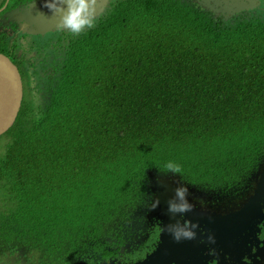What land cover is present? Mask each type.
I'll return each mask as SVG.
<instances>
[{"label": "trees", "instance_id": "16d2710c", "mask_svg": "<svg viewBox=\"0 0 264 264\" xmlns=\"http://www.w3.org/2000/svg\"><path fill=\"white\" fill-rule=\"evenodd\" d=\"M65 45L36 101L24 74L28 98L0 137V257L15 245L33 264L108 255L151 205L148 172L169 162L216 200L263 172L264 16L115 0Z\"/></svg>", "mask_w": 264, "mask_h": 264}, {"label": "flooded vegetation", "instance_id": "af4514ba", "mask_svg": "<svg viewBox=\"0 0 264 264\" xmlns=\"http://www.w3.org/2000/svg\"><path fill=\"white\" fill-rule=\"evenodd\" d=\"M33 1L36 0H0V53L7 56L17 67L23 94L24 74L32 80L33 92L39 94V88L46 87L48 82L46 72L51 71L52 61H61L62 53L66 50L65 44L70 42L72 35L66 28H58L43 34H33L28 29L24 30L21 9ZM114 1L112 0L106 9L112 6ZM170 1L183 3L194 13L207 15L213 22L264 16V3H261V0ZM226 2L233 3V10L237 2L254 7L228 14L225 11ZM43 95L44 92L40 97ZM252 175L248 180L246 194L239 192L236 197L226 195L219 197L218 200L204 194L192 198L191 204L194 208L190 217L181 215L178 219L182 224L189 222L197 225L193 229L194 238L189 239L194 262L185 261V264H264V188L258 184V178L263 176L264 172L255 175V178H252ZM258 188L260 192H256ZM232 197L239 198L230 204L228 198ZM148 198L150 200V197ZM245 202L251 205V212L243 211L242 205ZM150 209L151 205L147 208L146 214H141V208L135 212L136 215L134 214L126 229L122 230L120 238H114L113 245L108 247V255L92 254L77 264H134L143 260L161 242L160 221L149 216ZM222 215L227 216L228 221L227 228L226 224L220 226V228L224 226L223 233L214 227ZM214 240L219 241L218 244H215ZM13 248V254L0 259L3 264H33V260L27 262L30 253L24 256L21 247L19 249L15 245Z\"/></svg>", "mask_w": 264, "mask_h": 264}, {"label": "water", "instance_id": "95a60500", "mask_svg": "<svg viewBox=\"0 0 264 264\" xmlns=\"http://www.w3.org/2000/svg\"><path fill=\"white\" fill-rule=\"evenodd\" d=\"M111 1L112 0H97L95 5V17L101 15ZM47 2L48 0H36L21 9V17L24 21L22 28H24V30L28 29L29 32L33 34H43L45 32L54 31L58 28H63L62 15L66 14L67 5L63 4V0H60V3L63 4L64 12H55L50 11L45 6ZM235 4H237V6L233 10V3L226 2L225 11L229 14V12L232 11L236 12L254 7H249V5L245 3L237 2ZM22 99L23 87L20 73L11 60L4 54L0 53V136L5 134L14 124L20 110ZM261 169H264V161L259 165L256 172H264V170ZM148 177V188L152 194L149 216L160 221L161 231L159 236L161 242L158 247L151 251L143 260L134 264H185V261L194 262L189 243L190 240L182 239L177 241L167 231V226L178 225L179 214H181L170 212L169 202L175 200L176 189L178 187H186L188 189L186 199L189 203L193 197L203 193L196 191L193 187L183 183L180 178L173 173L161 175L150 170L148 172ZM252 178H255V176H252ZM258 184L262 189L264 188V175L258 178ZM258 191L260 192V188H258L256 192ZM155 201H159V203L153 208V203ZM242 206L243 211H252L249 202H245ZM190 211L184 212V215L187 218L191 215ZM223 216L225 215H222L214 224V227L222 231V233L224 226L221 228L220 226L226 224V228L228 227L227 216ZM209 234L210 232L208 235ZM214 242L215 244H218L219 241L214 240Z\"/></svg>", "mask_w": 264, "mask_h": 264}, {"label": "clouds", "instance_id": "9594fccd", "mask_svg": "<svg viewBox=\"0 0 264 264\" xmlns=\"http://www.w3.org/2000/svg\"><path fill=\"white\" fill-rule=\"evenodd\" d=\"M97 0H63V4L67 5L66 14L62 15V27L66 28L73 34H79L85 29L94 27L95 24V5ZM264 3V0H261ZM63 4L60 0H48L45 6L50 11L64 12ZM165 173L178 174L182 177V169L179 164L169 162L165 165ZM183 179V178H182ZM186 187H178L176 189L175 200L169 202V211L172 213H184L192 209V205L187 201ZM159 201L153 203V208L158 205ZM197 225L185 222L182 225L167 226V231L177 241L182 239H192L195 236L193 231ZM212 239V237H209Z\"/></svg>", "mask_w": 264, "mask_h": 264}, {"label": "rangeland", "instance_id": "374dc122", "mask_svg": "<svg viewBox=\"0 0 264 264\" xmlns=\"http://www.w3.org/2000/svg\"><path fill=\"white\" fill-rule=\"evenodd\" d=\"M32 81V80H31ZM32 85H33V83H32ZM24 89H25V91H24V99H26V98H28L27 97V95H28V91H29V89H28V86H27V78L26 77H24ZM35 95H34V94ZM32 94L34 95V97H35V101L36 100H38V97H40V95H42L43 93H41V94H37L36 92H33ZM26 96V97H25ZM3 136V135H2ZM1 137V136H0ZM3 142V139H0V143H2ZM2 207H3V203H2V201H1V198H0V209H2ZM142 211V210H141ZM138 212V211H137ZM136 212V213H137ZM141 214H143V213H141ZM146 214V213H145ZM1 241V240H0ZM1 244H3V242L1 241ZM6 247H5V245H2V249H5ZM23 251V250H22ZM5 257H0V259L2 260V259H4ZM0 260V262H1V264H3V262ZM24 264V263H23Z\"/></svg>", "mask_w": 264, "mask_h": 264}, {"label": "bare ground", "instance_id": "6f19581e", "mask_svg": "<svg viewBox=\"0 0 264 264\" xmlns=\"http://www.w3.org/2000/svg\"><path fill=\"white\" fill-rule=\"evenodd\" d=\"M190 204H191V202H190ZM191 205L193 206V204H191ZM193 208H194V206L192 207V209H193ZM192 209H191V210H192ZM190 214H191V211H190ZM181 215H184V213L179 214V218H180ZM184 216H185V215H184ZM179 218H178V219H179ZM186 218H187V217H186ZM181 224H182V223H180V222L178 223V225H181Z\"/></svg>", "mask_w": 264, "mask_h": 264}]
</instances>
